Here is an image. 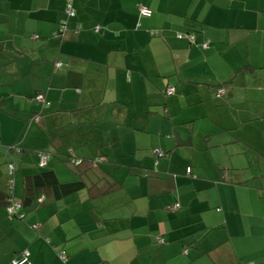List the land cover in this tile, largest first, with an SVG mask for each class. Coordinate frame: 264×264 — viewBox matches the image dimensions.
Instances as JSON below:
<instances>
[{"label": "crops", "instance_id": "1", "mask_svg": "<svg viewBox=\"0 0 264 264\" xmlns=\"http://www.w3.org/2000/svg\"><path fill=\"white\" fill-rule=\"evenodd\" d=\"M13 142L18 194L36 152L70 146L103 148L121 187L23 220L0 205V264L23 249L32 264H63L61 250L67 264H264V0H0V188ZM48 165L74 179L58 158Z\"/></svg>", "mask_w": 264, "mask_h": 264}, {"label": "trees", "instance_id": "2", "mask_svg": "<svg viewBox=\"0 0 264 264\" xmlns=\"http://www.w3.org/2000/svg\"><path fill=\"white\" fill-rule=\"evenodd\" d=\"M143 8L149 10V13L143 14L141 12V9ZM138 14L140 16L150 17L152 15V10L140 5L138 7ZM66 15L67 18L74 16V9L73 15ZM64 27L65 30H61ZM101 29V26L94 27L95 31H100ZM67 31H69V26L68 21H65V23L60 24L58 28L53 32V36L56 38L59 37L61 39L65 36ZM151 34L156 35L157 32L152 31ZM36 37V35H31L29 38L32 40H36L38 39ZM176 38L185 39L191 44L196 43L195 36L191 32H177ZM201 45L205 47V44ZM62 65L63 64L61 62H55L56 68H60L62 67ZM214 86L217 93L224 94V85L216 84ZM163 93L165 97L172 96L175 94V88L171 85H168L165 87ZM37 96H40L42 100H38ZM34 99L40 104H47L45 98L40 93L37 94ZM35 115L34 118L36 119H38L40 116H37L38 114ZM79 123H82V121H80ZM67 124L68 123L66 121L65 127ZM58 126L59 125L57 124L58 130H63V134L67 135L68 129ZM75 149L76 147L74 148L73 146H70V148L67 149L68 152H58V150L56 151V148L53 152H36L35 155L37 170L33 173L24 174L21 176V191L20 194H18L19 192L17 193L16 190V164L14 160L10 159V154L14 152H20L21 149L16 142H13L6 148V153L8 154L10 160L5 162L7 179L5 186L3 188H0V205L4 206L6 212L10 216L18 220H23L26 210H35L40 206L49 203L50 201L58 200L72 193L85 191L89 198L94 199L100 196L107 195L109 193H113L121 187L118 180H116V178L114 177L115 168L113 167L115 166V164L108 159L109 155L107 152H102L101 149L103 148H96V150L92 151L89 155H78ZM22 151L24 152V150ZM152 154L155 156V158H160L166 155L165 151L160 148H153ZM41 156L45 158V162L43 164L40 163ZM51 158H58L60 161H62L63 164L67 165V168L69 169L71 175L74 176V179L70 181H60L56 172L53 169L49 168L48 164ZM156 162L157 161H155V163ZM109 166L112 168H110ZM10 167L12 168V171H10ZM188 169L189 168H187V172L190 173V169L189 171ZM172 206H175V204ZM177 209L171 210L169 208V211L175 212ZM34 228H37V226L35 225ZM207 255L211 259V255H209V253ZM57 257L63 264H67V261L69 260V255L65 250L57 252ZM211 260L213 262L212 264L221 263V258H218V260ZM9 264H32L29 250L23 249L17 254L13 255ZM247 264H253V262H248Z\"/></svg>", "mask_w": 264, "mask_h": 264}, {"label": "rangeland", "instance_id": "3", "mask_svg": "<svg viewBox=\"0 0 264 264\" xmlns=\"http://www.w3.org/2000/svg\"><path fill=\"white\" fill-rule=\"evenodd\" d=\"M264 163V162H263ZM263 163H262V169L264 170V165H263ZM259 169H261L260 167H259V165H258V162H255V163H253L252 164V167H251V170L254 172H257V171H260ZM219 231H221V230H218V232ZM218 232H216V233H214V234H217ZM239 248H238V251H237V253H238V257H242V258H249L250 256H249V252H250V250H249V248H247V247H245V248H243L244 246H238ZM260 248H252V252H253V254L254 255H258L259 254V252H260ZM227 254H229V255H231L232 253L231 252H228L227 251ZM237 255V254H236ZM208 258V257H207ZM208 260V259H207Z\"/></svg>", "mask_w": 264, "mask_h": 264}, {"label": "built area", "instance_id": "4", "mask_svg": "<svg viewBox=\"0 0 264 264\" xmlns=\"http://www.w3.org/2000/svg\"><path fill=\"white\" fill-rule=\"evenodd\" d=\"M141 12L143 14H148L149 13V10L143 8V9H141ZM66 14L73 15V8H72L71 4H67V6H66ZM61 30L64 31L65 30V27L62 28ZM37 99L38 100H42V98L40 96H37ZM44 162H45V158L43 156H41L40 163L43 164ZM10 171H12V168L11 167H10ZM188 171H189V169H188ZM170 209L171 210L177 209V205L171 206Z\"/></svg>", "mask_w": 264, "mask_h": 264}]
</instances>
